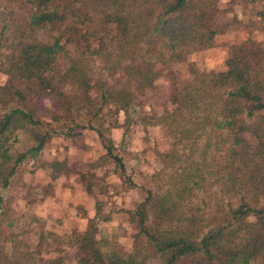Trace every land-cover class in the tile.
Returning a JSON list of instances; mask_svg holds the SVG:
<instances>
[{
	"label": "trees",
	"instance_id": "1",
	"mask_svg": "<svg viewBox=\"0 0 264 264\" xmlns=\"http://www.w3.org/2000/svg\"><path fill=\"white\" fill-rule=\"evenodd\" d=\"M216 3L17 0L14 29L10 35L0 29V43H15L0 65L8 75L0 84V101L12 102L0 110V190L26 155L9 150L16 131L31 130L37 141L30 147L33 154L55 132L37 112L34 96L54 97L58 107L51 117L71 122L66 133L76 126L97 131L104 151L96 155L94 167L113 158L123 170L113 139L95 123L103 113L128 108L135 97L127 89L132 78L141 90L162 74L158 63L170 73L174 88L164 120L175 124L176 131L173 148L161 153L165 164L172 163L168 185L149 189L129 211L139 236L130 249L104 250L91 215L89 226L75 236L76 264H147L149 254L158 256V264H264V208L258 205L264 191L263 65L258 70L264 50L231 44L223 70L202 71L190 63L188 75L181 78L170 68L212 44ZM95 58L109 71L125 72L127 83L118 87L99 80L91 71ZM81 111L83 120L76 121ZM203 133L205 142L200 140ZM193 137L195 149L181 151L180 143ZM209 148L213 155L208 162ZM211 174L218 190L211 189ZM203 187L215 196L213 205L199 193ZM3 211L0 264H43L46 233L39 229L36 238L22 239L14 219Z\"/></svg>",
	"mask_w": 264,
	"mask_h": 264
},
{
	"label": "rangeland",
	"instance_id": "2",
	"mask_svg": "<svg viewBox=\"0 0 264 264\" xmlns=\"http://www.w3.org/2000/svg\"><path fill=\"white\" fill-rule=\"evenodd\" d=\"M17 8V0H0V29L5 35H10L15 27ZM212 18L217 26L212 44L191 52L184 62L174 63L170 67L172 73L186 77L190 63L202 71L223 70L231 54V44L252 45L257 52L264 50V0H217ZM39 32L44 33V29L40 28ZM9 42L0 43V65L15 44ZM148 53L154 60L155 52ZM261 57L258 70L263 67L260 71L264 70ZM91 64V71L99 80L102 78L118 87L127 83V75L122 70L109 71L99 58ZM157 66L162 67V74L150 86L139 90L134 84L135 78L130 80L127 89L135 97L126 110L120 108L115 115L103 113L102 120L95 123L113 139L114 152L122 158L123 170L113 158L94 167L96 155L104 151L97 131L76 126L66 133L71 122L55 121L51 117L52 110L58 107L54 97H33L37 112L52 123L55 132L37 154L30 150L37 143L31 130L21 128L10 138V152L15 156L20 152L26 155L9 184L0 190L3 195L0 212L6 209L19 227L22 239L36 238L39 229L46 233V248L41 254L43 264H76L75 236L91 221L96 223L95 235L104 250L118 248L123 251L138 244L139 236L128 220L129 211L149 189L157 191L168 185L167 175L172 163L165 164L161 153L173 148L176 131L175 124L164 120L174 86L168 76V67L159 63ZM7 76L2 68L0 84ZM11 103L0 101V110L7 109ZM83 115L81 111L76 121H82ZM195 139L180 143L181 151L195 149ZM200 140L205 142L207 134L203 133ZM212 153L213 149L209 148L206 161H211ZM213 181L215 186L211 189L218 190L214 176ZM199 193L213 205L215 196L204 187ZM260 194L258 205L264 208V191ZM91 215L93 219L87 222ZM158 259L149 254L146 263L158 264Z\"/></svg>",
	"mask_w": 264,
	"mask_h": 264
}]
</instances>
